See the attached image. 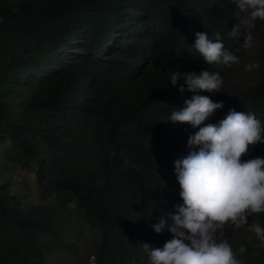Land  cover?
<instances>
[{
    "label": "trees",
    "instance_id": "obj_1",
    "mask_svg": "<svg viewBox=\"0 0 264 264\" xmlns=\"http://www.w3.org/2000/svg\"><path fill=\"white\" fill-rule=\"evenodd\" d=\"M244 15L234 0H0V168H37L25 200L0 186V264L150 263L142 245L172 239L153 226L171 224L183 203L174 161L198 151L188 138L199 127L222 118L216 110L197 128L167 120L193 95H226L181 93L184 80L170 78L207 70L225 81L231 66L206 64L195 34L219 33L235 54L247 30L227 34ZM254 30L259 68L232 95L264 124V24ZM71 47L76 56L63 60ZM256 157L264 144L242 160ZM245 215L217 238L240 264H264V241L250 230L264 228V212ZM80 226L85 247L71 238Z\"/></svg>",
    "mask_w": 264,
    "mask_h": 264
},
{
    "label": "clouds",
    "instance_id": "obj_2",
    "mask_svg": "<svg viewBox=\"0 0 264 264\" xmlns=\"http://www.w3.org/2000/svg\"><path fill=\"white\" fill-rule=\"evenodd\" d=\"M244 17L233 25L228 36L237 38L244 34L242 47H252L251 30L257 20L264 21V0H234ZM192 47L206 64L231 66L239 63V57L225 50L219 33L214 40L207 33L195 34ZM259 63L246 66L247 70L258 69ZM183 79L178 89L189 92L207 91L219 93L223 78L219 73L207 70L196 72H174L170 78L173 86ZM223 108V101L213 102L208 96L193 95L184 101L179 110L174 109L167 121L186 123L197 128L216 110ZM166 121V122H167ZM264 144V124L253 113L237 112L234 109L215 124L199 127L188 138L189 147L198 146L186 157L174 161V172L178 181L179 196L183 203L176 206V214L166 225L162 218L153 226L161 233L167 226L172 234L162 248L142 247L149 253L150 264H240L232 247L226 240L217 238L218 229L226 222L247 224L246 212H264V158L242 160L252 146ZM264 241V228L253 224L250 228ZM246 249L241 246L240 253Z\"/></svg>",
    "mask_w": 264,
    "mask_h": 264
},
{
    "label": "rangeland",
    "instance_id": "obj_3",
    "mask_svg": "<svg viewBox=\"0 0 264 264\" xmlns=\"http://www.w3.org/2000/svg\"><path fill=\"white\" fill-rule=\"evenodd\" d=\"M264 21L257 20L255 25H262ZM247 30V29H246ZM251 34L253 36L252 47L250 49L245 50L243 47L241 50L237 51L234 55L239 57V63L232 64L228 74L225 77V81L223 83L224 92L226 95H223L220 101H223V108L218 109V113L223 118L229 110H235L237 112H243L238 104L236 103L235 96L232 95V91L236 88V84L243 82L251 81V71L247 70L246 66L254 63L256 52L259 49V38L254 29L251 30ZM77 49L74 47L65 48V54L63 55V60H70L76 56ZM29 80V79H28ZM219 101V102H220ZM246 112V110H244ZM36 163L32 162L27 169H18L12 172L3 171L0 168V186L4 184H9V189L13 192H16L20 197L24 200V196L19 193L23 191L27 187L32 188V191H36ZM9 175H12L11 178H8ZM26 187V188H25ZM35 194L31 196L30 199L34 198ZM28 199V200H30ZM228 227V222H226L222 228ZM222 228L218 229L221 230ZM217 231V233H218ZM86 236V240H88V232L87 230H82ZM217 235V234H216ZM71 238L74 241L79 240L83 247H85L86 243L82 240L81 237V226L77 229L76 232L71 234ZM83 249V248H82ZM64 259L62 258L58 261V264H64ZM71 259L69 258L68 261ZM132 264H144L142 262H135ZM150 264V263H149Z\"/></svg>",
    "mask_w": 264,
    "mask_h": 264
}]
</instances>
